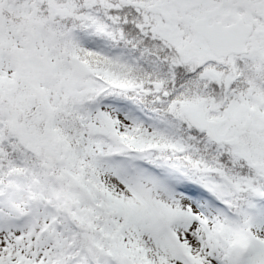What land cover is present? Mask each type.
Masks as SVG:
<instances>
[{
  "label": "snow or ice",
  "instance_id": "obj_1",
  "mask_svg": "<svg viewBox=\"0 0 264 264\" xmlns=\"http://www.w3.org/2000/svg\"><path fill=\"white\" fill-rule=\"evenodd\" d=\"M0 264H264V0H0Z\"/></svg>",
  "mask_w": 264,
  "mask_h": 264
}]
</instances>
